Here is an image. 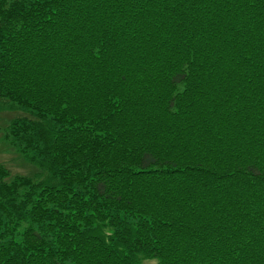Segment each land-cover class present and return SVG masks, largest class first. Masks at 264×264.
<instances>
[{
	"label": "trees",
	"instance_id": "obj_1",
	"mask_svg": "<svg viewBox=\"0 0 264 264\" xmlns=\"http://www.w3.org/2000/svg\"><path fill=\"white\" fill-rule=\"evenodd\" d=\"M0 264H264V0H0Z\"/></svg>",
	"mask_w": 264,
	"mask_h": 264
},
{
	"label": "rangeland",
	"instance_id": "obj_2",
	"mask_svg": "<svg viewBox=\"0 0 264 264\" xmlns=\"http://www.w3.org/2000/svg\"><path fill=\"white\" fill-rule=\"evenodd\" d=\"M15 105L0 100V165L9 169L12 174L26 175L36 166L24 157L18 147L8 139V126L13 118L21 115ZM145 264H156V261H145Z\"/></svg>",
	"mask_w": 264,
	"mask_h": 264
}]
</instances>
